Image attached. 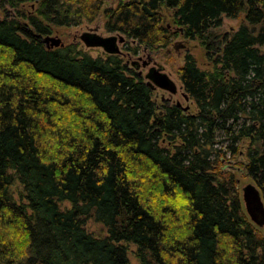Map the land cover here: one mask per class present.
Segmentation results:
<instances>
[{
    "label": "trees",
    "instance_id": "16d2710c",
    "mask_svg": "<svg viewBox=\"0 0 264 264\" xmlns=\"http://www.w3.org/2000/svg\"><path fill=\"white\" fill-rule=\"evenodd\" d=\"M100 17L150 52L198 41L210 68L177 70L196 112L159 113L122 53L44 43ZM263 49L264 0H0V264H132L129 245L139 264H264L230 170L264 199Z\"/></svg>",
    "mask_w": 264,
    "mask_h": 264
},
{
    "label": "rangeland",
    "instance_id": "374dc122",
    "mask_svg": "<svg viewBox=\"0 0 264 264\" xmlns=\"http://www.w3.org/2000/svg\"><path fill=\"white\" fill-rule=\"evenodd\" d=\"M104 6L107 8H114L121 0H103ZM27 9H30L27 7ZM8 11H11L9 7H7ZM222 26L220 28L215 29L216 35L222 37L223 35H231L236 32L243 23H246L243 15L240 16L239 19H231L226 16H223L221 19ZM168 27H171L172 21L168 19L167 21ZM175 28V27H174ZM85 33H97L98 35L108 38L112 36H118L116 33H110L105 29V21L103 17H100L93 23H86L71 28H59L55 29L54 33L50 35L53 38H58L62 41V43L66 46L69 44H76L79 50L87 53L93 58H105L108 54L102 49L98 47L87 48L83 41L81 40V36ZM46 38V37H45ZM175 43H181L182 48L179 51H175L173 46ZM119 48L122 52V58L126 60V63H129L130 68L139 74L142 73L143 80L147 81L145 76L148 74L150 69H158L159 66L163 67V72L170 77L171 80L175 82L177 85L178 92L177 94H171L169 91L163 90L161 88H156L153 90V101L156 103L159 113L162 111L161 108L165 106L164 101H171L170 104L177 105L181 104V107L187 108L190 113L196 112V105L192 100H186L184 94H186L183 84L178 76L177 70L184 64V60L187 54H192L198 61L199 67L202 69H209L210 62L206 56L204 49L200 46L198 41L185 40L181 37L176 38L173 44L169 49L161 50L159 52H150L144 48V46H140L138 42H133L125 37V42L123 44H119ZM147 50V51H145ZM264 50V49H263ZM152 57V63L146 67L142 68V63L148 60V56ZM139 61L141 68L136 69L132 63ZM241 161L240 157H235L234 160L230 164V170L235 171V175L239 179V187L241 197L243 196V188L247 185L253 184L251 179H249L245 173L236 171L232 167H238V163ZM20 186L17 184L15 186L16 196L18 198V192L20 191ZM69 203H63L62 208H70ZM85 228L95 237L103 238L107 236L106 228L94 221L93 219H87L85 221ZM261 234L264 236V227L261 228ZM129 259L132 264H139L138 260L135 257L136 247L134 245H129Z\"/></svg>",
    "mask_w": 264,
    "mask_h": 264
},
{
    "label": "water",
    "instance_id": "95a60500",
    "mask_svg": "<svg viewBox=\"0 0 264 264\" xmlns=\"http://www.w3.org/2000/svg\"><path fill=\"white\" fill-rule=\"evenodd\" d=\"M81 40L87 48L98 47L102 48L109 55H117L122 53L119 44L125 42V36L118 34V36L104 38L97 33H85L81 36ZM44 43L48 48L64 46L60 39L51 36H47L44 39ZM182 47L181 43H175L173 46L175 51H179ZM150 63L151 57L149 56L148 60L143 62V67L149 66ZM140 75H142L141 72ZM145 78L147 80V85L151 87L152 90L158 87L174 95L178 92L177 85L163 72L162 66H159L158 69H150ZM184 97L187 101L190 99L187 93L184 94ZM177 105L181 107L180 103ZM184 110L187 111L188 109L184 108ZM243 202L251 221L260 228L264 227V199L257 186L250 184L243 188Z\"/></svg>",
    "mask_w": 264,
    "mask_h": 264
},
{
    "label": "flooded vegetation",
    "instance_id": "af4514ba",
    "mask_svg": "<svg viewBox=\"0 0 264 264\" xmlns=\"http://www.w3.org/2000/svg\"><path fill=\"white\" fill-rule=\"evenodd\" d=\"M145 51H147V50H145ZM148 57H149V56H148ZM150 57H151V55H150ZM151 63H152V57H151ZM151 63H150V64H151ZM133 64H134V65H133ZM150 64H149V65H150ZM132 65H133L136 69H140V68H141L139 61H136V62L132 63ZM138 67H139V68H138ZM147 67H148V66H147ZM142 68H146V67H143V63H142ZM138 76H139L140 78H142V75H140V73L138 74ZM163 102H165V103H169V104H170L171 101H167V102H166V101L163 100Z\"/></svg>",
    "mask_w": 264,
    "mask_h": 264
}]
</instances>
